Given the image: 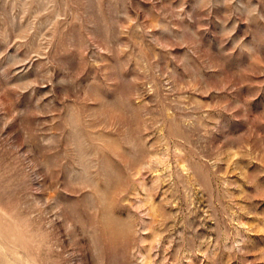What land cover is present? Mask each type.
<instances>
[{
  "label": "rangeland",
  "instance_id": "374dc122",
  "mask_svg": "<svg viewBox=\"0 0 264 264\" xmlns=\"http://www.w3.org/2000/svg\"><path fill=\"white\" fill-rule=\"evenodd\" d=\"M0 264H264V0H0Z\"/></svg>",
  "mask_w": 264,
  "mask_h": 264
}]
</instances>
